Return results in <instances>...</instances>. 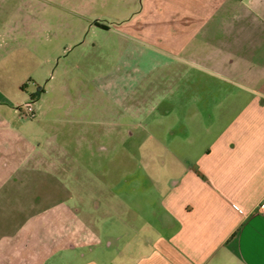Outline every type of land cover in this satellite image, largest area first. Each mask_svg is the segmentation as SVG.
Wrapping results in <instances>:
<instances>
[{
	"label": "crops",
	"instance_id": "obj_1",
	"mask_svg": "<svg viewBox=\"0 0 264 264\" xmlns=\"http://www.w3.org/2000/svg\"><path fill=\"white\" fill-rule=\"evenodd\" d=\"M125 1L146 70L170 71L140 106L170 174L84 186L82 160L19 110L41 85L34 35L0 33V264H264V0Z\"/></svg>",
	"mask_w": 264,
	"mask_h": 264
},
{
	"label": "rangeland",
	"instance_id": "obj_2",
	"mask_svg": "<svg viewBox=\"0 0 264 264\" xmlns=\"http://www.w3.org/2000/svg\"><path fill=\"white\" fill-rule=\"evenodd\" d=\"M126 9L125 0H0V12L15 13L11 19L0 18V33L33 34L36 58L42 62L36 76L45 90L36 101L42 100L47 113L25 117V127L51 131L52 143L57 139L82 160L88 189L93 176L114 173L118 178L127 172L148 179L146 186L151 178L169 176L162 164L173 161L169 155L162 158L164 150L157 146L159 112L147 118L140 113L141 101L159 98L165 88L149 84L165 81L170 71L146 70L156 62L143 59V44L127 34ZM28 86L37 93V82ZM128 122L132 125L123 127ZM98 144L111 149L98 150Z\"/></svg>",
	"mask_w": 264,
	"mask_h": 264
},
{
	"label": "built area",
	"instance_id": "obj_3",
	"mask_svg": "<svg viewBox=\"0 0 264 264\" xmlns=\"http://www.w3.org/2000/svg\"><path fill=\"white\" fill-rule=\"evenodd\" d=\"M19 110L25 117H37V110L35 108L34 100L32 99H29L22 106H20Z\"/></svg>",
	"mask_w": 264,
	"mask_h": 264
},
{
	"label": "trees",
	"instance_id": "obj_4",
	"mask_svg": "<svg viewBox=\"0 0 264 264\" xmlns=\"http://www.w3.org/2000/svg\"><path fill=\"white\" fill-rule=\"evenodd\" d=\"M44 90H45L44 86L38 85L37 86V93L31 94V99L35 101L37 99L38 95L41 94L42 92H44Z\"/></svg>",
	"mask_w": 264,
	"mask_h": 264
}]
</instances>
